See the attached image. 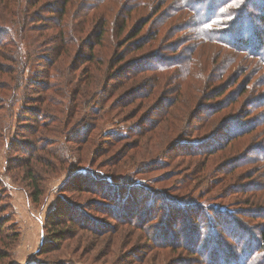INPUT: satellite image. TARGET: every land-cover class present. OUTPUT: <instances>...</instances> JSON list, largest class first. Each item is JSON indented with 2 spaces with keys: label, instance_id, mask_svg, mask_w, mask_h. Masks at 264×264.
Here are the masks:
<instances>
[{
  "label": "rangeland",
  "instance_id": "1",
  "mask_svg": "<svg viewBox=\"0 0 264 264\" xmlns=\"http://www.w3.org/2000/svg\"><path fill=\"white\" fill-rule=\"evenodd\" d=\"M79 1L84 0H75L77 5ZM142 1H109L101 7L106 12L100 15L99 24L103 17L113 21L118 8L122 15L131 12L128 22L137 20L147 13L139 6ZM204 1L209 4L212 0ZM150 2L165 4L159 20L166 22L163 27L168 30H160L156 43L142 50L139 58L132 59L133 55L115 70L117 81L104 84L102 95L90 102L95 116L81 117L74 126L78 117L70 118L76 108L73 101L81 105L82 97L70 92L75 78L72 69L60 71L61 92L55 90L56 78V86L44 93L48 109L32 104L43 96H37L42 82L37 76L45 74L39 63L44 61L45 50L48 56L52 53L49 38L58 24L51 21L54 14L35 8L51 24L35 23L44 24L42 29L48 31L34 32L32 26L28 39L21 37L22 56L29 66L20 86L3 101L8 100L10 110L0 112V210L18 239L0 264H222L224 259L264 264V250H255V257L253 251L258 229L264 227V66L248 56L249 49L237 51L227 42L233 32H243L242 25H258L264 0L263 4L246 0L245 9L240 7L246 17L239 22L231 19L233 28L221 37L229 45L222 47L196 43L190 15L179 4ZM74 9L67 21L86 38L93 23H81L80 17L73 16ZM109 32L100 49L107 54L116 41V30ZM157 48L166 51L155 61L145 60ZM140 59L146 65L139 76L120 85L122 78L131 75L128 66ZM55 72L53 69L52 75ZM76 75L80 83L89 78L90 94L92 84L102 80V75L97 81L84 72ZM216 87L228 89L223 97L206 100L208 90ZM138 89L137 94H142L128 100L126 91ZM149 92L150 106L144 97ZM170 103L177 110L168 109ZM217 104L228 108L213 115ZM39 110L46 113L38 129L46 144L36 157L48 167L41 168L43 196L32 203L21 177L25 169L17 162L32 153L28 134L33 126L26 120ZM86 128L91 131V141L85 145L81 137ZM216 148L218 152L211 155ZM112 174L118 175L119 185H110L103 178ZM55 213L62 218L72 215L80 224V229L69 231L57 243L51 241L46 224ZM132 216L135 224L124 225ZM48 243L54 244L51 251L37 255Z\"/></svg>",
  "mask_w": 264,
  "mask_h": 264
},
{
  "label": "trees",
  "instance_id": "2",
  "mask_svg": "<svg viewBox=\"0 0 264 264\" xmlns=\"http://www.w3.org/2000/svg\"><path fill=\"white\" fill-rule=\"evenodd\" d=\"M40 1L41 0H0V112L6 111L7 109L8 113V110H10V105H7L8 100L6 102L3 101L7 98L8 95L10 96L11 93L13 94L14 91L20 86L21 81L23 80L24 71H26L27 67L29 66L28 60L26 61L22 56L23 50L21 48V44L19 43L21 37L24 36L23 38L27 40V32L31 31V29L29 30V27L32 28V26H34V29H32L34 32L40 29V31L45 33L49 29H42V27L45 26L44 24L35 26L37 25L35 23H43V21H47L46 19L41 17L37 9L43 7V13H48L51 15L54 14L56 18L51 21H54V23L58 21V24L53 28L55 34L53 36H50L49 38L50 40L48 44L53 42L51 49L52 53L49 54L50 56H48L47 53L49 52L45 50L44 53L46 54L44 61H42V63H39V68L44 69L45 74L43 76H37V79H42L41 84L38 85L39 92H37V96L41 95V93H43V96L37 98V100L32 101L34 102L32 104L36 103V105H42L48 109L46 103L48 102V100L46 99L44 93L49 92L51 87H55L56 85L57 89L55 90L60 91L61 87H59V85L62 80L60 71L65 67L68 68V70L72 69V73L75 78L70 83H74L72 84L73 89L70 90V92H72L73 94L76 93L75 95L78 98L82 97L81 105H78L79 101H73V104L76 105V108H74L75 111L72 113L70 118L72 119L78 117L77 120L75 119L76 122L72 124L73 126L80 123V119L83 118L85 120L87 115L91 114L93 108L92 105H90V102L93 101V99L97 95H102V92L105 91L101 90L104 84L107 86L110 81H117L116 77L118 76V74L117 71L115 72V70H117L119 66L124 65V63H126L128 59L133 55L134 56L132 57V59L139 58V56L142 55V53H140L142 52V50H144L151 43H156L158 35L160 34V30H168V27L167 29L163 27L166 22L159 20L160 16L165 10L163 8L165 4L151 3V0H143L139 4V6L145 9L147 13L138 17L137 20H131L130 22H128V19L131 16V12H129L127 15H122V13H117V11H120V8H118L115 12V19L113 21H111L110 19L106 20V18L103 17L101 19V24H99L100 15L106 12L101 7L102 5H106L109 1L112 0H84L83 2L81 1V7V2L79 1L77 5L75 0H50L48 3L42 4L40 3ZM261 1L263 4V0ZM172 2L179 4L180 10H182V12H184L185 14L190 15V27L195 34L196 43L200 44L204 43L209 45L215 44L221 47L224 46L226 42H224L221 37H226L224 32L225 30L227 31V29H229L227 26L230 24L231 19L234 17L239 22L241 21V19H244L246 17L244 14L241 15V11L244 8L243 4L246 2V0H235V3L226 2V0H212L209 4H206L204 0H172ZM241 6L242 9H240ZM36 7L37 9H35ZM216 8H219L220 10L216 12L215 15H213V11ZM73 9L76 12V14L74 13L73 16L76 15L77 18L80 17L82 20L81 23H85V21L87 22V24L93 23L90 27L92 29V32H88V37L86 38L81 36L82 31H77L78 28L67 21ZM30 11H32V13H30ZM262 11L264 13V8H262ZM235 13H239V15L235 16ZM185 14L182 13V16L186 18L187 15ZM49 22L50 21H47L46 23ZM256 22L258 23V25L256 26L254 24L248 23L244 26L242 25L241 27L239 25L238 27H240V29L243 28L241 30V32H243L240 34L236 31L233 32L231 34V38L227 39V42L236 46L237 48L235 50L237 51H241L240 48L242 47L249 49V51H247L249 53L248 56L255 57L256 60L262 66H264V14L256 19ZM241 24H243V22ZM12 25L17 26L14 27ZM109 29L112 31L116 30V41L112 45L113 49L107 54L105 52H100V49L104 47L103 44L106 40L107 35L110 33ZM77 35L79 38H77ZM226 45L229 44L227 43ZM82 48L86 51L83 52ZM153 51L154 52L149 53L150 55L145 58V60L155 61L158 54L166 50H163V48H157V50L155 49ZM30 52H32V50ZM27 57H29V55ZM40 57V52L35 55V58L37 59H40ZM157 61L158 63H162V61ZM142 62L143 61H141L140 59L139 61H135L134 63L130 64V66H128L130 67L129 69H131V71L127 73H130L131 75L122 78L121 80L124 79V81L120 80V85L123 84L125 80L130 81L132 78L135 79L137 76H139V74L142 72V68H144V66L146 65ZM37 69L35 71L39 73ZM53 69H56V72L52 75ZM73 70L75 72H73ZM77 72L79 74L82 72H84V74L86 75L90 74L96 81L102 75V80L100 82L92 84V86L94 87V91L92 92V94L89 93L90 90L92 91V87H90L91 84L88 83L89 78L87 77V81L85 83H80V79H78V76L76 75ZM56 78L58 80V83L54 86L53 80H55ZM118 86L119 85H116L115 87ZM227 89L228 88L221 87H216L212 90L209 89L207 92L208 94L206 93L207 95L205 98L206 100L214 101V99L218 97H223ZM138 91L139 89L134 91L127 90L126 92L130 93L128 100L134 99L136 96H140V94L142 93L137 94ZM231 95H233V93L229 94L228 97ZM144 97L145 100H147V104H149L150 106V103L148 102H151L153 100L152 97H150V92ZM214 107L215 108L213 111V115L219 114L228 108L218 104ZM175 108V104L170 103L168 105V109L174 110ZM183 108L184 107H182L181 104V113ZM91 116L95 115L91 114ZM182 116H186V114H182ZM43 117L46 118V113L44 112V110H39L37 111V114L35 116L29 118L31 121L26 120L30 123V126H33L32 128H30L28 134V136H30L28 147L32 148V153L27 159L17 162V165L19 164V167H21V169H25V171L21 174V177L22 180H24L25 189L28 192L27 195L32 203L39 202L40 197L43 196L44 189L41 180V174L43 172L41 168L43 166L48 167L41 161L40 156L36 157L38 151L44 148L46 144L42 139L43 137L40 136L38 131V129L43 125L41 124L43 123V121L41 120V118ZM36 118H38V121L40 120L41 122H38ZM68 124L69 122H60V125L62 126H67ZM1 125L2 123H0V128ZM76 129L77 128H74V130ZM3 131L6 132V129L3 128ZM90 133L91 131L87 128L86 130H84V132H82L81 139L84 138L83 140L85 145L88 144V142L90 143L91 141ZM37 134L39 136L38 138L36 136ZM216 152H218V148H216V150L213 151L211 155H214ZM226 155V153L223 155L222 160L226 158ZM103 178H105V181L110 185H119L120 180L118 178V175L116 174L104 175ZM1 184L2 183L0 182V186H2ZM81 189L82 188L77 187L78 191H80ZM89 192L90 191L88 190L86 191V193ZM94 194L97 196L100 195L99 193ZM87 206L88 204L85 205V207ZM2 212L3 211L0 210V262L8 257L11 246L18 240L17 234L14 233V230H12V228H8V225H6L9 220L3 217ZM55 214L56 216L53 215L52 218H50L46 223L49 228V236L52 239L51 241H53V243L62 241L68 235L69 231L76 232L80 227V224L73 219L72 215L62 218L61 215L57 216V214L59 213ZM121 219L128 220V218L124 217ZM132 220L133 216L128 221H124L123 224L132 227L135 224L134 222H132ZM68 225L73 226V228L68 229ZM210 228L214 229V227ZM258 233V239L254 242L256 245L253 251L256 250L257 252H260L264 250V227L258 229ZM211 234H213L214 237H217L214 233ZM242 241H244V239H242ZM53 243L43 244L41 248L36 252V254L41 255L43 253H46L47 251H51V247H53L54 245ZM238 244H241V242H239ZM227 246L229 247V245ZM256 251L254 253V257L256 256ZM221 255L222 258L226 257V254L224 255L222 253ZM248 263L250 262L248 261ZM222 264L239 263L224 259V263L222 262Z\"/></svg>",
  "mask_w": 264,
  "mask_h": 264
},
{
  "label": "snow or ice",
  "instance_id": "3",
  "mask_svg": "<svg viewBox=\"0 0 264 264\" xmlns=\"http://www.w3.org/2000/svg\"><path fill=\"white\" fill-rule=\"evenodd\" d=\"M226 2L235 3V0H226ZM219 10H220L219 8L214 9V11H213V15H215L216 12H218ZM228 27H229V29L231 30V29L233 28V25L229 24Z\"/></svg>",
  "mask_w": 264,
  "mask_h": 264
}]
</instances>
